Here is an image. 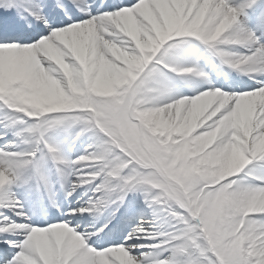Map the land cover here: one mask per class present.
Listing matches in <instances>:
<instances>
[{"label": "snow or ice", "instance_id": "6c2138e0", "mask_svg": "<svg viewBox=\"0 0 264 264\" xmlns=\"http://www.w3.org/2000/svg\"><path fill=\"white\" fill-rule=\"evenodd\" d=\"M197 49L251 83L181 63ZM57 129L93 142L68 158ZM262 143L264 0H0V264H264ZM33 170L54 222L26 210ZM130 193L154 219L117 228Z\"/></svg>", "mask_w": 264, "mask_h": 264}, {"label": "bare ground", "instance_id": "6f19581e", "mask_svg": "<svg viewBox=\"0 0 264 264\" xmlns=\"http://www.w3.org/2000/svg\"><path fill=\"white\" fill-rule=\"evenodd\" d=\"M55 0H41V3L45 4V5H51L52 3H54ZM45 13H48V7H45L44 9ZM200 49H197L191 53H189V55L181 61V63L186 64V65H192L195 64L200 70L206 72L208 74L209 79L211 80V82L217 86L220 85H225V90H227V85L231 84L233 85L234 89L236 90H242L244 89L246 84L251 83V81L244 79L245 75H239L238 74V79H235L232 75L231 72L228 69H220L219 67H217L212 58L210 56H208L206 53H204L203 55H200ZM226 76V79L228 80L226 83L224 81H220V77L221 76ZM213 77V78H211ZM186 79H190V80H199L200 78L197 76H188L186 77ZM177 81H180V83H182V81L180 80V78H175L173 83L174 85H176L175 87V92L184 95V96H191L193 94V91L191 90V88L188 85H185L183 88L179 87V84L177 83ZM166 94H171V93H166ZM160 99H163L164 97L161 96L159 97ZM65 131V129H63ZM75 143L78 144L77 150L78 148H80V146L82 145L80 143V141H76ZM261 150H264V143H262L260 146ZM85 150H83L84 152ZM228 163L227 160H217L216 164L220 165V166H226ZM44 175L47 179H51L52 178V174H53V170L51 169V167L45 162H43L42 166H41ZM261 175H264V165L260 164V162H254L253 165L249 166V175L247 177H245V179L242 181V183L244 184H248L249 181L254 180L256 177H259ZM32 176V175H31ZM31 182L34 184L33 179L31 180ZM35 186V185H34ZM64 189V188H63ZM49 193V192H48ZM18 194H20V191L18 190ZM52 196H54L53 191H51ZM50 195V194H49ZM45 195L43 196V194L40 192L39 195L36 194V192H31L28 194V204H25L26 210L29 211L30 214V219L32 222H35L37 224L43 225L45 223L48 222H54V217L58 216L59 214L57 213L56 208L54 207H50L47 205H41L38 206L39 201H44ZM57 199H59L57 197ZM86 199V198H85ZM63 201V198H60L61 202ZM136 203V204H140L143 207L140 208L139 210L136 211V214L139 215L140 217H143L144 219H146L145 221H150L153 220V214L152 211L150 209H148L144 204H143V200H142V196L140 193H131L130 194V198H129V203L126 204L124 210L129 209V204L130 203ZM262 204H264V202H262ZM161 215V220L158 221V223L163 224L164 220H163V213L160 214ZM105 216H107V213L105 214ZM90 220H92V218H89ZM18 222L20 221V218H17ZM103 221V220H101ZM125 221L131 222L133 220H131V218H129V216H127L126 214L120 216V220L114 224L115 227L119 228L121 227ZM81 227L84 228H88L90 227V225H88L87 223H85L84 221H81ZM0 237H7L5 236H0ZM5 242H3L2 244H4ZM89 243H91V241H89ZM1 244V243H0ZM94 246V245H93Z\"/></svg>", "mask_w": 264, "mask_h": 264}, {"label": "rangeland", "instance_id": "374dc122", "mask_svg": "<svg viewBox=\"0 0 264 264\" xmlns=\"http://www.w3.org/2000/svg\"><path fill=\"white\" fill-rule=\"evenodd\" d=\"M58 133H63L62 131H61V129H57L56 130ZM68 131H70L69 132V135H70V137H73V135H74V132L72 131V129H70V130H68ZM66 133V132H65ZM88 135V134H87ZM59 138V139H58ZM64 138H68V135L67 134H64ZM60 137L59 136H55L54 138H53V141L51 142V143H53V144H55V145H58L59 147H60V149H61V151H62V153L64 152L63 151V146L60 144ZM83 142H84V150L86 149V147L90 144V143H92L93 142V137H92V134L91 133H89V135L87 136V137H85L84 138V140H83ZM81 154H83V150H80V151H78V152H76L73 156H72V158L74 159L75 157H77V156H79V155H81Z\"/></svg>", "mask_w": 264, "mask_h": 264}]
</instances>
